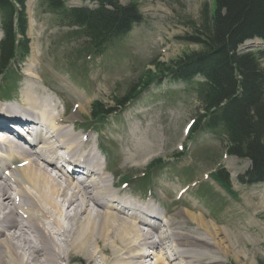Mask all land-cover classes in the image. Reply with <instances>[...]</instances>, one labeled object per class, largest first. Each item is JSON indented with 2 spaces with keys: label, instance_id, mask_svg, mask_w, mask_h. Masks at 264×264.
Masks as SVG:
<instances>
[{
  "label": "rangeland",
  "instance_id": "obj_1",
  "mask_svg": "<svg viewBox=\"0 0 264 264\" xmlns=\"http://www.w3.org/2000/svg\"><path fill=\"white\" fill-rule=\"evenodd\" d=\"M27 2L29 54L0 80V111L21 98L20 90L27 80L23 70L28 67L26 60L32 46L31 51L35 49L37 56L34 72L39 89L52 98L51 104L56 105L54 114L75 123L74 134L79 141L88 142V150L106 167V177L109 184L114 183L115 190L129 200L153 203L157 211L182 227L183 232L194 228L178 215L183 209L201 213L218 229L227 226L236 231L237 238L224 227L250 261L235 259L229 253L218 254L224 264H264V200L256 211L244 202L252 194H263L264 186H247L239 181L249 163L225 154L226 140L221 129L186 136L189 124L201 108V79L188 85L164 80L160 85L150 86L128 105L117 107L102 122L90 117L93 102L114 109L115 100L123 97L130 84L146 70L153 69L152 61L167 64L195 50V46L181 38L190 35L199 24L202 6L207 1L118 0L122 5L136 4L142 22L126 36L112 40L98 54L91 52L83 34L67 27L44 0ZM65 4L81 6L76 0ZM259 49L263 45L256 40L240 48L241 51ZM260 63L264 68V59ZM81 102L83 109L79 111L77 106ZM67 126L72 130L71 124ZM132 134L138 138L146 136L153 146L144 163L142 159L136 167L126 160L133 150ZM154 163L156 167L149 170ZM218 170L227 176L228 187L212 175ZM125 178L128 183L124 185ZM237 232L243 235L241 239ZM74 257L76 260L71 264H87L80 256ZM99 262V259L95 261Z\"/></svg>",
  "mask_w": 264,
  "mask_h": 264
},
{
  "label": "bare ground",
  "instance_id": "obj_2",
  "mask_svg": "<svg viewBox=\"0 0 264 264\" xmlns=\"http://www.w3.org/2000/svg\"><path fill=\"white\" fill-rule=\"evenodd\" d=\"M31 48L21 98L0 111V264H71L74 255L87 264H224L218 254L225 253L250 261L227 226L218 229L201 213L183 209L178 215L194 225L183 232L153 203L115 190L88 142L74 134L75 123L53 113L52 98L38 87ZM18 124L33 136L23 138ZM130 142L126 160L136 167L153 146L146 136L133 135ZM262 200L264 193H256L244 202L257 210Z\"/></svg>",
  "mask_w": 264,
  "mask_h": 264
},
{
  "label": "trees",
  "instance_id": "obj_3",
  "mask_svg": "<svg viewBox=\"0 0 264 264\" xmlns=\"http://www.w3.org/2000/svg\"><path fill=\"white\" fill-rule=\"evenodd\" d=\"M44 1L67 27L83 34L88 49L95 54L103 52L112 40L126 36L142 22L134 3L76 0L80 7H68L65 3L69 0ZM206 1L199 24L190 35L181 38L196 49L167 64L152 61L153 69L146 70L130 84L123 97L115 100L114 109L93 102L90 117L102 122L117 107L128 105L150 86L160 85L164 80L188 85L201 79V108L187 136L221 129L226 140L225 154L249 162L239 181L247 186H264V68L260 63L264 59V0ZM25 3L26 0H0V80L29 54ZM254 40L261 42L263 49L240 50ZM155 167L154 163L149 170ZM212 175L228 187L222 170ZM122 181V184L128 183L126 178Z\"/></svg>",
  "mask_w": 264,
  "mask_h": 264
}]
</instances>
